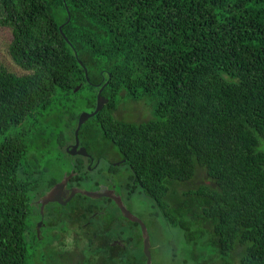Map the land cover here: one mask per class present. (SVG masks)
I'll return each mask as SVG.
<instances>
[{"label":"trees","instance_id":"1","mask_svg":"<svg viewBox=\"0 0 264 264\" xmlns=\"http://www.w3.org/2000/svg\"><path fill=\"white\" fill-rule=\"evenodd\" d=\"M0 27L23 71L0 67V264L42 263L31 203L62 174L38 158L53 141L67 160L104 84L81 144L113 146L192 254L264 264V0H0ZM126 99L150 117L117 118ZM46 117L63 131L37 155ZM198 170L208 184H191ZM127 264H145L140 241Z\"/></svg>","mask_w":264,"mask_h":264},{"label":"flooded vegetation","instance_id":"2","mask_svg":"<svg viewBox=\"0 0 264 264\" xmlns=\"http://www.w3.org/2000/svg\"><path fill=\"white\" fill-rule=\"evenodd\" d=\"M72 144L74 141L65 146V153ZM80 148L85 149L86 155L66 153L71 169L64 172L73 176L63 191L65 195L60 197L61 202H66L71 189L101 192L105 197L92 199L76 193L64 204L48 203L41 216L37 201L60 182L63 174L42 191L31 203L37 207V211L32 213L39 215L35 231L37 223L42 221L37 237L44 258L41 264H127L130 243L138 245L140 241L142 244L140 227L123 218L122 211L111 197H120L127 210L146 226L145 220L130 207L131 199L139 193L134 192V183L128 184L126 161L113 146L94 144L88 149L79 141L77 150ZM80 164L85 165L82 174L76 168ZM146 213V217L155 224L154 212ZM146 229L149 234L147 226Z\"/></svg>","mask_w":264,"mask_h":264},{"label":"rangeland","instance_id":"3","mask_svg":"<svg viewBox=\"0 0 264 264\" xmlns=\"http://www.w3.org/2000/svg\"><path fill=\"white\" fill-rule=\"evenodd\" d=\"M11 39V30L0 27V67H3L14 74L21 75L23 74V71L13 63L8 54V46L11 42ZM115 115L119 119H125L133 122H141L150 117L149 112L141 103H129L127 99L119 104L118 110L117 112H115ZM62 128L63 126L59 127L58 123H56V119L52 117H46L44 120H42L38 129L43 132V135H41L40 139L36 143H34L33 146L36 148L33 149L34 152H37V155L45 152L43 151L44 148L42 147L47 136H49V134H57L58 132H62ZM46 147L49 148V155L38 158L39 166L47 170V175L51 177H59L61 176V174L65 173V164H68V162L61 157V159L63 160L61 161L60 159L59 164L57 156L58 147L57 144H54L53 141H50L48 146ZM61 162H64V164H62ZM201 183L208 184L209 181L206 179L204 172L198 170L191 184L197 185ZM191 184H187L185 187H189L191 186ZM130 207L132 210L137 211L134 213L140 215L145 220L146 226L148 227L150 244L152 247V264H212L219 262L220 258L218 257L213 258L212 260H208V253H204L201 256L196 255V253L192 254L191 252H189L178 230L167 226L163 219L160 218V216L156 218V223L153 224L149 220V218L146 217V212L158 211L153 208L152 202L142 194L135 195V197L131 199ZM233 258L236 263V255L233 256ZM229 261L230 260L228 259V262Z\"/></svg>","mask_w":264,"mask_h":264},{"label":"water","instance_id":"4","mask_svg":"<svg viewBox=\"0 0 264 264\" xmlns=\"http://www.w3.org/2000/svg\"><path fill=\"white\" fill-rule=\"evenodd\" d=\"M68 19H69V14H68ZM59 32L63 36L64 40L68 42L66 37L63 35L61 31V27H59ZM76 56V54H75ZM85 71V78H87V73L86 69L84 68ZM105 86V84L98 90L97 95H96V104H95V109L92 112H82L78 116L77 120V125L74 130V144L66 148V153H69L70 155H74V153L80 154V155H86V151L84 148H80L77 150L79 146V131L81 126L90 118L95 116L102 108L103 106L107 103V99H105L102 95V89ZM79 89L77 87L74 91L76 92ZM76 151V152H75ZM73 174L71 173L70 175H67L66 173L63 174L62 179L60 180L59 183L55 184L53 187H51L38 201V205H40V214L41 216L43 215V210L45 205H47L50 202H59V203H66L67 201L70 200V198L75 195L76 193H80L85 195L86 197L92 198V199H98L101 197H105L104 193L101 192H88V191H80L77 189H71V194L68 198H66V202H61L60 197L65 195L64 190L66 189V185L68 181L72 178ZM112 200L115 202L117 207L122 211L121 214L123 218L126 220L132 222V223H137L140 227V233H141V238H142V251L145 256V264H152L151 260V254H150V249H151V244H150V237L147 232L145 224L142 222L141 219L130 213L127 208L124 206L122 203L120 197H111ZM42 225V221L38 222L36 225V234L37 237H39L40 234V227Z\"/></svg>","mask_w":264,"mask_h":264}]
</instances>
